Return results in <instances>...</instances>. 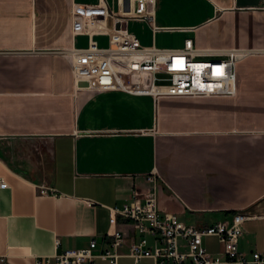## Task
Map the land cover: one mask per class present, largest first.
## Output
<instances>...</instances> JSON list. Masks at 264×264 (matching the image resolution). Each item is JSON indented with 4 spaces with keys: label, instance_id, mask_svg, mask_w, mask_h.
<instances>
[{
    "label": "crops",
    "instance_id": "crops-1",
    "mask_svg": "<svg viewBox=\"0 0 264 264\" xmlns=\"http://www.w3.org/2000/svg\"><path fill=\"white\" fill-rule=\"evenodd\" d=\"M97 2L0 0V177L7 183L0 187V264H45V257L53 264L54 254L93 237L103 246L115 228L125 234L118 264H135L125 253L138 233L114 208L133 188L149 186L153 171L165 186L160 208L195 224L244 208L251 217L239 249L263 250L264 52L237 62L233 96L76 89L68 49L86 46L90 34H73L71 8ZM105 20L112 25L111 16ZM154 22V32L136 19L126 27L141 44L158 47L191 38L197 46L264 48V6L157 0ZM91 38L108 44L107 33ZM41 184L57 193H40ZM147 241L153 245L151 235ZM203 244L213 254L221 250L216 236H204Z\"/></svg>",
    "mask_w": 264,
    "mask_h": 264
},
{
    "label": "built area",
    "instance_id": "built-area-1",
    "mask_svg": "<svg viewBox=\"0 0 264 264\" xmlns=\"http://www.w3.org/2000/svg\"><path fill=\"white\" fill-rule=\"evenodd\" d=\"M114 9L106 0L96 4L74 3L71 10L73 34H90L86 46L68 49L72 79L76 89L90 92L117 89L132 94H150L154 98L233 96L237 91V62L243 57L264 52V48L241 46H197L186 38L180 47H158L141 44L126 27L128 19L146 22L154 32L160 28L154 22L157 0H112ZM106 16L113 23L106 24ZM119 22L116 27L115 23ZM92 32L108 34V44L99 46L91 38ZM159 174L146 175L150 185L144 190L133 188L130 198L122 207L114 208L134 227L126 255L140 264L142 257H150L153 264H264V249L251 250L249 255L239 249L244 222L251 215L244 209L236 210L231 218L206 224L186 223L175 212L160 208ZM7 183L0 177V187ZM40 193L53 187L41 184ZM115 222V218H112ZM147 235L153 237L149 246ZM213 235L221 243L218 253L209 252L203 237ZM103 246L96 238L88 245L67 248L53 255V264H95V259L118 264L123 255L119 246L125 234L115 228L107 232ZM45 264L50 258L45 257Z\"/></svg>",
    "mask_w": 264,
    "mask_h": 264
},
{
    "label": "water",
    "instance_id": "water-1",
    "mask_svg": "<svg viewBox=\"0 0 264 264\" xmlns=\"http://www.w3.org/2000/svg\"><path fill=\"white\" fill-rule=\"evenodd\" d=\"M235 4L238 7L242 6H264V0H235ZM115 26H119V22L115 23Z\"/></svg>",
    "mask_w": 264,
    "mask_h": 264
},
{
    "label": "rangeland",
    "instance_id": "rangeland-1",
    "mask_svg": "<svg viewBox=\"0 0 264 264\" xmlns=\"http://www.w3.org/2000/svg\"><path fill=\"white\" fill-rule=\"evenodd\" d=\"M140 30H143L142 28H140ZM146 29H144L145 31ZM165 186H160V189H164ZM161 190H159V193H160Z\"/></svg>",
    "mask_w": 264,
    "mask_h": 264
}]
</instances>
